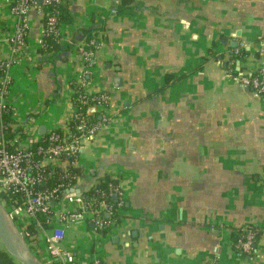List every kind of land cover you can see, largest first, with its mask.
<instances>
[{"label": "crops", "instance_id": "1", "mask_svg": "<svg viewBox=\"0 0 264 264\" xmlns=\"http://www.w3.org/2000/svg\"><path fill=\"white\" fill-rule=\"evenodd\" d=\"M67 2L72 20L59 27L61 55L38 53L41 15L32 9L23 55L12 61L7 11L0 22L15 124L33 116L44 126L48 109L50 126L62 125L71 84L110 99L108 123L84 142L78 182L86 189L115 179L124 205L104 238L91 241L79 225L64 243L105 264H264V98L227 76L233 60L243 71L264 68V0ZM82 30L98 40L87 63L76 56L86 44ZM252 227L259 241L241 255L230 233Z\"/></svg>", "mask_w": 264, "mask_h": 264}, {"label": "built area", "instance_id": "2", "mask_svg": "<svg viewBox=\"0 0 264 264\" xmlns=\"http://www.w3.org/2000/svg\"><path fill=\"white\" fill-rule=\"evenodd\" d=\"M62 4L63 0H39V3L35 0H0V22L4 18L3 10L11 18L7 24L11 28L4 33L12 61L19 59L26 47L29 11L36 9L42 23L44 8ZM56 25L57 18L53 14L42 23L40 47L47 34H54L60 40ZM1 27L0 24V30ZM92 45L90 40L77 48L76 56L80 61H90L93 52L88 48ZM240 50L241 47L233 48L231 55L239 56ZM235 67L234 60L227 67L230 81L264 98V68L243 71ZM6 81L7 77L0 83V195L3 198L0 204L7 218L41 264H105L100 255L73 249L64 240L69 227L79 225L89 230L91 241L104 238L117 225L118 210L124 205L118 184L108 182L105 191H98L95 187L100 179H97L88 188H81L78 182L81 174L76 172L84 142L93 140L108 123L109 116L105 112L110 106L108 95L87 94L82 90L74 98L76 90H73L69 98L71 113L62 125L42 126L29 116L8 128L2 117L7 114L13 120L15 110L5 102ZM79 83H84V77ZM89 108H94L95 113L89 115ZM40 127L45 128L43 134L39 133ZM88 193L90 196L87 197ZM242 232L244 234L234 247L249 255L253 252L258 230L252 227ZM208 264L217 263L211 261Z\"/></svg>", "mask_w": 264, "mask_h": 264}, {"label": "trees", "instance_id": "3", "mask_svg": "<svg viewBox=\"0 0 264 264\" xmlns=\"http://www.w3.org/2000/svg\"><path fill=\"white\" fill-rule=\"evenodd\" d=\"M64 4L62 5H57V6H49L44 8L43 11V19H42V23L46 20V18L49 15H55L57 18V27H60L61 25L64 24H68L71 22L72 20V14L70 12V5L67 2V0H63ZM35 2L39 3V0H35ZM133 2V0H121L122 5L124 6H129L131 5ZM81 34L83 35V37L85 38V42L88 43L90 40H93V45L90 46V48H88V50H91L92 52L95 51L97 44H98V40L96 39V32L94 30H82ZM24 52V51H23ZM63 50L60 48L59 46V37L55 36L54 34H47L43 37V46L40 47L38 49V53L41 54V56H56V55H61L63 54ZM245 54V50H242L241 52V56H243ZM257 54V53H256ZM23 55V54H22ZM22 55L19 57L21 58ZM5 79V74H4V70L2 68V66H0V83H3V80ZM6 85L9 86V82L6 81L5 83ZM70 87L73 90H76L75 95H73L74 98L77 97L78 93L82 92V89L75 86V84H71ZM82 109L84 110V107H82ZM97 119V117H95ZM2 121L4 123L5 126H7L9 128H11V126H15L17 124H15V122L13 120H11V118L9 117V115L7 116V114H5L2 117ZM76 172L78 174H81V169L77 168ZM108 182H113L114 184H118L117 180H110L109 177L105 176L103 179H100V183L95 187V190L98 191H105L106 189V184ZM93 193V192H91ZM90 196V193L87 194V197ZM0 199L3 200V198L0 195ZM115 205V203H113ZM244 233H241V230H233L230 233V241H231V245L233 250H235L237 253L244 255L241 251H238L235 249V245L237 243V241L241 238V236ZM261 233L258 231L257 234L254 237V242H253V250L255 249L259 238H260ZM0 264H16L15 260L4 250V248H0Z\"/></svg>", "mask_w": 264, "mask_h": 264}, {"label": "water", "instance_id": "4", "mask_svg": "<svg viewBox=\"0 0 264 264\" xmlns=\"http://www.w3.org/2000/svg\"><path fill=\"white\" fill-rule=\"evenodd\" d=\"M227 38L222 39V43L225 45L227 44ZM229 46L232 48L236 47V42L229 43ZM120 83L119 79H116L114 81V86L118 87ZM128 106V105H127ZM94 111L93 108H90L88 110V114L90 115ZM45 132L44 127L39 128V133L43 134ZM115 201L116 198H113ZM15 234H18L17 231L15 230L14 226L10 222V220L7 218L1 204H0V242L2 244V247L4 250L19 264H41L35 257V255L30 251V249L27 247L25 242L23 241L25 248H26V253H24L16 239H15ZM19 235V234H18ZM20 236V235H19Z\"/></svg>", "mask_w": 264, "mask_h": 264}, {"label": "rangeland", "instance_id": "5", "mask_svg": "<svg viewBox=\"0 0 264 264\" xmlns=\"http://www.w3.org/2000/svg\"><path fill=\"white\" fill-rule=\"evenodd\" d=\"M54 112L52 111V110H46V112L45 113H42L41 115H40V117H39V121L41 122V123H44V124H46V126L47 127H49L50 126V123H51V120H52V118H51V114H53ZM0 248H2V244H1V242H0ZM16 262V261H15ZM16 264H19V263H17L16 262Z\"/></svg>", "mask_w": 264, "mask_h": 264}, {"label": "bare ground", "instance_id": "6", "mask_svg": "<svg viewBox=\"0 0 264 264\" xmlns=\"http://www.w3.org/2000/svg\"><path fill=\"white\" fill-rule=\"evenodd\" d=\"M15 239H16V241H17V243H18L20 249H21L24 253H26V248H25V245H24V243H23L21 237H20L18 234H15Z\"/></svg>", "mask_w": 264, "mask_h": 264}]
</instances>
